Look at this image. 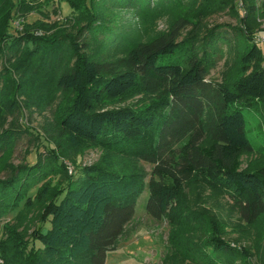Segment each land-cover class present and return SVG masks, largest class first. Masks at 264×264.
I'll return each mask as SVG.
<instances>
[{
    "label": "trees",
    "instance_id": "1",
    "mask_svg": "<svg viewBox=\"0 0 264 264\" xmlns=\"http://www.w3.org/2000/svg\"><path fill=\"white\" fill-rule=\"evenodd\" d=\"M63 1L72 9L68 22L75 26L73 31L47 38L26 28L12 35L10 16L0 26V116L4 110L22 107L33 115L55 90L71 92L72 100L62 104L57 114L61 135L73 150L100 149L104 157L99 164L79 167L76 179V170L67 173L47 201V188L24 198L27 209L42 210L33 245L18 242L20 237L8 228L10 237L0 244L1 256L11 255L14 264H106L135 216L145 181L142 173L117 166L115 156L154 166L146 204L152 218L162 220L176 212L188 183L199 179L234 200L247 226L264 231V161L244 163L254 146L242 112L264 101V51L255 41L264 18L258 0H244L247 13L238 30L244 44L240 67L224 82L208 79L210 41L196 46L199 26L184 16L182 0ZM126 13L142 19L171 15L168 31L144 40L135 25H122ZM190 27L189 38L179 42ZM186 50L189 58L184 63ZM29 73L38 79L37 94H30L22 105ZM134 97L140 98L138 105L108 108ZM13 140L10 130L0 132V152ZM42 161L39 155L37 164L29 167L42 174ZM60 167L66 169L64 164ZM27 168H3L9 179L0 178L1 216L7 207L12 213L18 210L11 205L16 199L18 203L17 187ZM188 213L183 210V217ZM208 222V236L194 256L189 254L190 260L250 264L248 250L223 240L216 220ZM25 245L27 255L18 260L17 248ZM175 261L170 257L166 264ZM259 262L264 264V254Z\"/></svg>",
    "mask_w": 264,
    "mask_h": 264
},
{
    "label": "rangeland",
    "instance_id": "2",
    "mask_svg": "<svg viewBox=\"0 0 264 264\" xmlns=\"http://www.w3.org/2000/svg\"><path fill=\"white\" fill-rule=\"evenodd\" d=\"M256 4L260 11L264 10V0H258ZM182 6L187 9L184 16L190 19L194 26H199L196 46L210 41L206 49L208 52L206 60L210 64L208 79L214 82L231 80L238 74L240 55L244 46L238 31L242 29V19L247 13L244 0H227L226 3L215 1L210 4H206L203 0L194 2L182 0ZM17 10L21 11L18 13ZM8 16L12 21L9 30L12 35L24 33L27 28L48 38L58 32L73 31L75 28L68 22V19L73 16L72 9L63 0H0V26L4 25ZM170 20L171 15L159 14L156 19L151 17L142 19L135 14L126 13L122 25H135L140 36L147 40L168 31ZM257 28L258 33L264 32V18L260 19ZM191 29L192 27L183 32L179 42L184 43L189 38ZM215 45L216 53L212 50ZM260 48L264 51V45ZM188 50L183 54L182 62L184 63L189 58ZM38 70L39 66L36 71ZM30 75L31 73L28 75L30 80L25 85V89L28 90L22 93L24 96L21 97L22 105L28 101L26 98L30 94L34 96L37 94L38 79H35V74ZM16 76L19 77L18 74ZM20 78L21 76L18 80ZM51 88L53 89V86ZM53 95V98L43 103L42 109L35 111L33 115H30L27 108L22 107L17 111L4 110L0 116V132L10 130L16 139L4 153L0 152V178L9 179L6 178L8 173L3 171V168L9 165L28 167L24 172L26 175H22L23 179L17 187L20 190L18 203L16 199L11 205L18 210L12 213L7 207L6 214L0 215V244L9 239L8 228L14 231L16 237H20L18 242H33L32 234L40 226L39 218L42 210L38 206L27 209L23 204L24 198L27 196L33 198L40 188H47V194L44 197L47 201L55 194L59 183L65 180L67 173L76 170L74 174L76 179L80 176L79 167L99 164L104 157L100 149L75 151L69 146L67 137L60 133L57 114L62 104L65 105L72 100L73 94L55 90ZM38 96V99L42 98L40 93ZM139 99L134 97L123 102L112 103L108 108L138 105ZM154 105H158L156 101ZM252 108L242 109L247 120L246 133L254 146V152L244 157L245 164L251 160L264 161V101L256 102ZM25 127L28 131L31 129L32 133L26 131ZM39 155L43 158L42 174H38L36 169L29 167L37 164ZM114 160L117 166L124 168L123 170L142 173L145 181L142 194L137 197L135 216L116 249L109 254L106 264H166V260L170 257L176 260L170 264H200L191 261L189 254L194 256L195 248L207 238L209 219L219 223L223 240L248 250L251 255L250 264H260L259 258L264 254L263 228L247 226L240 216L238 204L229 196L223 192L213 191L201 180L194 179L186 186L179 209L176 212L172 211L171 217L156 220L146 212V204L150 196L149 182L154 166L141 160L119 156H115ZM62 164L66 169H59ZM183 210L189 212L185 215L186 217H183ZM19 213L23 215L19 217ZM26 246L22 249L17 248L18 260L27 255ZM28 251H30V245H28ZM5 256L6 259L1 256V264L3 262L14 264L11 255ZM237 264H241L240 261Z\"/></svg>",
    "mask_w": 264,
    "mask_h": 264
},
{
    "label": "built area",
    "instance_id": "3",
    "mask_svg": "<svg viewBox=\"0 0 264 264\" xmlns=\"http://www.w3.org/2000/svg\"><path fill=\"white\" fill-rule=\"evenodd\" d=\"M255 41L257 44L259 45H264V33H259L256 35ZM71 173H73V171L71 170ZM1 259H0V264H1Z\"/></svg>",
    "mask_w": 264,
    "mask_h": 264
}]
</instances>
